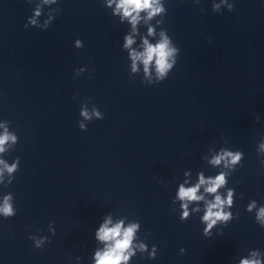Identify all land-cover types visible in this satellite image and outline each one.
Masks as SVG:
<instances>
[{
  "label": "water",
  "instance_id": "1",
  "mask_svg": "<svg viewBox=\"0 0 264 264\" xmlns=\"http://www.w3.org/2000/svg\"><path fill=\"white\" fill-rule=\"evenodd\" d=\"M119 2L0 0V136L16 138L0 205L17 213L0 214V264H96L108 220L138 225L119 264H264V0H152L135 26ZM164 39L161 79L131 53Z\"/></svg>",
  "mask_w": 264,
  "mask_h": 264
},
{
  "label": "clouds",
  "instance_id": "2",
  "mask_svg": "<svg viewBox=\"0 0 264 264\" xmlns=\"http://www.w3.org/2000/svg\"><path fill=\"white\" fill-rule=\"evenodd\" d=\"M218 7V6H216ZM123 11V15L125 17H132L131 23L133 26L137 23L138 20V14L141 11L144 10H151L149 15L155 14V12L160 11L158 8L152 7V0H120L119 4H117V11ZM231 10V9H230ZM133 12L137 13V16H133ZM27 27V26H25ZM151 34V30H150ZM133 43V40L131 37L127 38V45L126 47H130ZM169 41L167 39H164L161 43L153 46L149 44L147 40H144L145 50L143 53H137L133 51L131 53L132 59L134 61H143V64L145 65V72L147 73L149 71V65L152 63L153 59L155 58L156 66L158 72L162 74L161 79H163L167 75V70L172 68L171 64L167 63V59L169 56L172 55V52L174 50H170L168 47ZM79 46V42H78ZM135 68V65H134ZM82 115H84L86 118H90L88 116L87 112H83ZM96 116L103 120L104 116L101 115L99 112L96 113ZM81 129H84V125H80ZM11 139L13 142H15V136H9L7 132H5L4 135L0 136V153H3L5 151L3 145H5L8 140ZM261 148L264 149V145H261ZM226 156H230L232 159V163H236L240 159V154L237 153L236 155H233L232 153H225L219 157H217L213 163L219 164L222 160H225ZM4 163L3 161H0V164ZM5 168L7 171L11 174L16 171V165H12L9 167L5 164ZM2 175V173H0ZM225 184V177L224 174H220L215 177V179H208L205 180L204 177L201 175L200 182L195 187L191 188H185L183 186L179 189V199L181 201H188V202H194L203 200V196H198L197 193L199 192L201 186L207 185L205 188V191L207 193H216L218 189ZM231 196L232 191L229 190L228 194V203H231ZM12 200V196L8 195L4 197L3 204L0 205V214L3 215L4 219H10L16 216V211L13 209L12 203L10 201ZM221 197L217 195L215 197V203H209L207 213L204 216V220H212V223H215V220H213V217H219L222 213L218 211H214V209H217L222 204ZM183 208H187V204L181 205ZM255 204L249 206V210H251L252 207H254ZM188 213H184V217H187ZM259 220L264 221V208H261L258 217ZM111 220L106 221L98 230L96 233V238L102 242L106 243V250L104 252H97L96 253V264H119V261L121 258L124 260H127L128 257L124 256L125 250H127L132 243L133 236L135 231L138 228V225H130L127 228H124L123 223H118L112 227H109L111 224ZM211 225H209V228ZM207 231V230H206ZM32 239V237H30ZM36 247H41V241L36 242ZM242 264H259V261L257 260H244L242 261Z\"/></svg>",
  "mask_w": 264,
  "mask_h": 264
}]
</instances>
